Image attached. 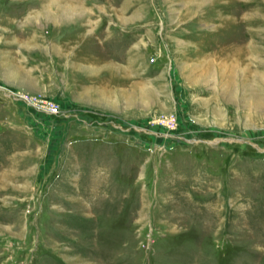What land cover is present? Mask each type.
Listing matches in <instances>:
<instances>
[{
	"label": "rangeland",
	"instance_id": "rangeland-1",
	"mask_svg": "<svg viewBox=\"0 0 264 264\" xmlns=\"http://www.w3.org/2000/svg\"><path fill=\"white\" fill-rule=\"evenodd\" d=\"M0 264H264V0H0Z\"/></svg>",
	"mask_w": 264,
	"mask_h": 264
},
{
	"label": "built area",
	"instance_id": "built-area-1",
	"mask_svg": "<svg viewBox=\"0 0 264 264\" xmlns=\"http://www.w3.org/2000/svg\"><path fill=\"white\" fill-rule=\"evenodd\" d=\"M47 110L52 113L53 115H56L59 112V107L56 104H52V103H45ZM171 122H173V119H171Z\"/></svg>",
	"mask_w": 264,
	"mask_h": 264
}]
</instances>
